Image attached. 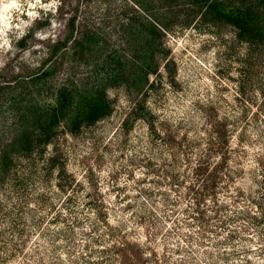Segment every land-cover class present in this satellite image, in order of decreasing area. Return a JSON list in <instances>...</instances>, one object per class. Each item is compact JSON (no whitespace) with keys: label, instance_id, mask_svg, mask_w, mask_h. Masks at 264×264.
Returning a JSON list of instances; mask_svg holds the SVG:
<instances>
[{"label":"rangeland","instance_id":"1","mask_svg":"<svg viewBox=\"0 0 264 264\" xmlns=\"http://www.w3.org/2000/svg\"><path fill=\"white\" fill-rule=\"evenodd\" d=\"M127 14L125 0H0V81L46 61L74 18L124 48ZM174 28L173 71L139 97L110 89L109 118L61 133L21 196L0 191V264H264V49L226 25ZM88 72L63 63L52 84ZM141 99L150 123L133 117Z\"/></svg>","mask_w":264,"mask_h":264},{"label":"trees","instance_id":"2","mask_svg":"<svg viewBox=\"0 0 264 264\" xmlns=\"http://www.w3.org/2000/svg\"><path fill=\"white\" fill-rule=\"evenodd\" d=\"M125 2L128 14L119 23L124 48H112L109 39L96 30H78L74 18L66 41L55 42L46 61L0 81V191L21 196L38 159L44 160L47 148L61 133L78 136L109 118L114 112L110 89L124 88L139 97L151 88V77L159 76L162 66L173 71L175 63L168 61L165 38L178 23L190 27L198 20L205 25H226L235 30L241 43L264 49V0ZM63 63L89 68V72L54 88L52 79ZM133 111L135 120L150 123L152 115L144 100ZM56 163V158L44 161V170ZM198 171L203 172V167ZM1 208L2 204L0 212ZM142 255L139 249L133 258Z\"/></svg>","mask_w":264,"mask_h":264}]
</instances>
